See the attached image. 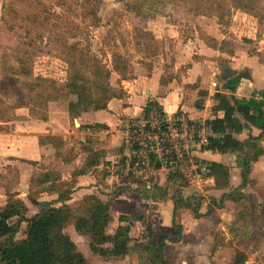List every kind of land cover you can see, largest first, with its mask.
Segmentation results:
<instances>
[{
    "label": "rangeland",
    "instance_id": "obj_1",
    "mask_svg": "<svg viewBox=\"0 0 264 264\" xmlns=\"http://www.w3.org/2000/svg\"><path fill=\"white\" fill-rule=\"evenodd\" d=\"M240 4L253 5L256 8L247 15L239 8ZM129 7L136 9L131 10ZM93 9L98 11L101 19L99 24H95V19L90 15ZM37 11L45 13V16L55 13L62 17L54 18L44 29L34 31L33 36L39 34L40 38L35 40L34 45L28 46L26 43L30 40L26 39L29 25L27 18L30 13ZM149 23L156 25L155 32L160 37L159 40L155 39L152 32L154 29H150ZM167 35H171L168 40H166ZM198 38L214 50L225 53L217 58L213 54L217 64L209 68L212 69V76L216 67L219 74L221 73L222 62L227 61L229 64L227 55H231L237 49H245L253 57H258L259 62L264 63V0H149L147 3L145 0H0V121H21L24 126H22L23 133L30 130L38 134L44 131L42 123L51 114L58 115L57 113L66 111L70 115L69 105L72 99L78 100V98L68 88L73 69L66 62V57L69 51L67 48H72L76 43H79V49H86L99 57L110 69H113L114 52L127 56L132 61L133 74V62H144L149 67V61L155 57L154 62L161 64L165 71L163 76L165 83L175 75L174 65L177 61V53L180 51L178 46L190 41L195 42ZM64 42H67L69 47L66 48ZM187 55L188 53L184 52V57ZM197 57L194 56V59ZM19 58L31 66L33 71L31 76L18 74L21 67ZM187 61H189L187 58H183L186 67L189 66ZM115 73H112L111 84L119 94L124 93L125 96L122 77L118 74L120 76L118 78ZM213 78L214 81L219 82L217 77L213 76ZM212 88L218 90L220 86ZM208 98L209 96H206L200 101L206 105ZM78 118L70 117L68 120L69 132L65 140L69 145L76 146L81 143L82 136L76 129L80 124ZM125 120L127 121L119 126L121 135L129 121L128 118ZM43 141L45 142L44 139ZM50 142L55 143L53 140ZM62 142L61 140L60 143ZM85 142L90 144L92 140L87 139ZM98 143L102 145L104 141L99 139ZM193 147L194 155L197 156L196 153L201 148ZM237 159L238 153H230L226 161L231 165V180L234 185H240L242 182V169L236 165ZM46 168L48 174L50 173L60 183L61 191L71 192V189H66L67 185L64 184L66 181L63 178H68L72 172L55 161L50 162L48 166L42 162L28 164L24 159L0 161V206L6 205L9 196L19 193L17 198L24 200L30 206L26 216L33 217L37 214L41 206L32 204L30 200L32 197H38L34 192L39 187L32 188L29 194L28 188L30 179L43 177ZM170 175H172L170 172L163 170L162 174L159 173L148 180L136 176L125 177L120 180V184H125L120 186L119 181H115L116 186L112 192H104L106 196L111 195L113 198L122 190L121 195L128 202L127 205H135V208L137 199L143 200V208L154 207L166 204L170 200L174 202V198H179L182 193L185 197H197L196 200L202 203V213L207 214L210 210L209 206H212L209 205V202L212 203L211 184L204 183L200 187L197 182L191 183L184 178L185 186L182 187L181 180L178 182L169 180ZM166 178L164 184L159 183ZM145 184L163 187L168 195L149 201L143 198L140 192ZM258 185L256 182L241 189L240 192L246 194L247 198L237 202L230 209L225 208L221 214L213 217L208 215L209 219L197 222L198 224L191 230L187 226H182L184 236L181 242L177 245L168 242L166 248L168 249L166 256L170 264H234L238 253L245 255L248 253L247 260L259 259L255 264H263L260 257L264 255V245L261 240L264 232V186ZM250 194L252 202L261 197L262 203L253 205ZM43 199H46V196ZM80 204V202L73 204L74 209L78 210ZM115 210L117 209L114 207L109 216L111 221L106 225V229L103 228L106 219L100 217L95 219L96 234H106L110 237L117 235L121 226L120 217L123 214L117 213V218L113 220L111 217L115 214ZM194 215L193 211L181 208L175 222L182 225L185 219L186 223L190 219L192 221ZM136 216L144 215L130 216L133 223L130 245L133 250L122 258L107 259L95 254L91 250L89 239L82 236L74 224H70L65 232L70 235L91 264H141L139 253L134 249L148 244L145 237L151 233L149 229L153 226L146 220L144 223L135 219ZM222 222L226 229L220 226ZM11 223L18 227L16 239L24 240L27 223L19 225L18 218L12 219ZM158 231L157 237L160 240L164 237L161 238L162 233H169L168 235L171 236L176 232L173 225L170 228H160ZM186 231L188 234L185 235ZM205 239L209 242L207 245L202 243ZM234 257L236 259L232 263Z\"/></svg>",
    "mask_w": 264,
    "mask_h": 264
},
{
    "label": "trees",
    "instance_id": "obj_2",
    "mask_svg": "<svg viewBox=\"0 0 264 264\" xmlns=\"http://www.w3.org/2000/svg\"><path fill=\"white\" fill-rule=\"evenodd\" d=\"M145 1L147 3L149 0ZM40 4L41 2H39ZM4 8L6 9V5ZM239 8L247 13H252L256 7L240 4ZM129 9L133 10L136 7H129ZM90 15L95 19V24H99L101 19L97 9H93ZM61 17L55 13H51L49 16H45V13L39 11L30 13L27 18L29 25L26 36L27 41L30 40V42L26 45L32 46L35 44V40L40 38L39 34L33 36L34 31L44 29L47 24L52 22V19H60ZM63 45L66 48L69 47L67 42H64ZM78 47L79 43H76L72 48H67L69 51L66 57V62L73 69L68 88L78 98L76 102H71L69 105L72 119L78 118L82 112L90 109H108V105L113 99L123 98L124 93L119 94L111 84L113 72L119 74L123 80L134 77L132 61L127 56L114 52L113 69H110L99 57ZM18 62L21 63L18 74L31 76L33 73L31 66L21 58L18 59ZM244 78H251L248 70L239 72L234 70L227 61L222 62L219 80L223 82L224 89L235 93ZM217 103L215 110L224 112V117L210 120L219 137L210 139L209 149L224 154L238 153L237 160L242 169L243 184L240 188L224 194L220 200L212 197V206H210L207 214L201 212L202 203L200 200H196L197 197H185L181 193L179 198H174L175 218L181 208H187L193 211L197 218H201L210 215L216 208H224L225 202L228 200L240 202L246 199L247 197L240 190L253 184L251 180L253 165L264 155V148L260 145V141L264 138V90L259 91L251 98L242 99L236 95L221 94L217 98ZM153 104L154 102H150L147 107ZM3 119L5 118L3 117ZM96 126L106 128L105 125L97 124ZM251 126L262 130L260 136L256 137L251 134L244 141L235 136L242 134ZM98 163L99 156L96 153H91L82 171L87 172L89 168ZM210 166L212 176L216 181V188H229L231 186L230 168L219 162H212ZM42 176L39 179H32L33 188L39 187L34 195L43 192L45 190L43 185L53 179L50 174ZM169 180L175 182L181 180L182 187L185 186L184 177L181 174H172ZM60 186V183L55 181L53 188L61 191ZM142 187L144 189L140 190L141 195L147 200L168 195L163 187H156V185L149 187L146 184ZM71 193L70 191H62L57 201L62 202V206L56 205L55 202H40L31 196L33 204L41 206V210L30 218L26 216L29 211L26 202L17 198L16 195L9 196L6 205L0 206V264H91L70 235L65 232L70 224H74L78 232L89 239L91 250L95 254L107 258H122L133 250L130 246L131 219L129 215H121V226L116 236L109 237L96 234L94 221L97 217L104 218L112 214L114 209L112 202H104L95 195H89L81 202L79 209L75 210L66 204ZM14 218H18L19 225L24 222L27 223L24 240L16 239L18 227L11 223ZM135 219L145 220L143 216H136ZM174 227L175 234L165 236L160 241L152 240V228L150 227L151 233L146 235L147 238L151 239L150 242L144 247L134 249L139 253L141 264H170L166 256L168 242L178 243L183 239L182 225L174 221ZM108 243L112 244V247H105ZM246 262L247 255L238 253L234 264H245Z\"/></svg>",
    "mask_w": 264,
    "mask_h": 264
},
{
    "label": "crops",
    "instance_id": "obj_3",
    "mask_svg": "<svg viewBox=\"0 0 264 264\" xmlns=\"http://www.w3.org/2000/svg\"><path fill=\"white\" fill-rule=\"evenodd\" d=\"M242 12L250 15L245 11ZM149 26L150 29H154L152 30V32L155 35V39L159 40L160 37L157 36V33L155 32L157 31V28H155L156 25H153V23H149ZM169 36L171 35H167L166 40L169 39ZM178 48L180 49V51L179 53H177V61L174 65L175 75H173V78L167 83H163V76L165 74V71L161 64L156 63V61L154 62L155 57H152L149 61V67L145 65L144 62H133L134 77L128 80H121L123 88L125 90V96L120 99H113L109 103L108 109H90L88 111L82 112V114L79 116L78 121H80V124L76 128L82 136L80 141L81 143L79 145L75 146L73 144L69 145L68 143H66L65 137H67V133L69 132V125L67 124L69 122L68 120L70 119V115L66 111H63L60 114L57 113L58 115L51 114L47 118V120H44L42 123L44 131L38 134H35L30 130H28V132L26 133H23L22 129L24 126L23 122L21 121H0V161L9 159H24V161L28 164L42 162L46 164V166H48L50 162L54 161L61 164V166L67 168V170H70L72 172V175H69L68 178H63V180L66 182H62L67 185L66 189H71L72 192L71 197L66 202V204L74 208L73 204H77L78 202L81 203V201H83L84 198L89 195H95L104 202L112 200L113 202H111L113 208L115 207L117 209L115 210V214H113V216L111 217L113 220L117 218V213L126 214L129 216H132L134 214L144 215L146 217H143L147 221V223L152 224L153 226L152 240L159 241L160 239H158L157 237V233H159L158 229L170 228L172 225L174 226L176 207L175 203L172 200L161 206H145L143 208V200L137 199L135 200L137 201L135 208V205H127L128 202H126L121 195L122 190L113 198L111 195L106 196L105 194V192H112V190L116 186L115 182H112L107 178L104 167L111 160H113L120 151L122 135L119 126L123 122H126L127 120L125 119L127 118L128 120H131L133 118L141 116L150 102H154L157 104L159 103L169 113L180 112L194 121L206 120L210 123V120H214L218 117H224V112L215 110V107L218 105L217 98L219 95H236L238 98L242 99L251 98L259 91L264 90V63L259 62L258 57H253L245 49H237L235 52H233V54L227 55L229 64L234 70L239 72L248 70L251 74V78H244L237 91L233 93L229 90L224 89L223 82L219 80L218 75H220L221 73L219 74L218 68L216 67L213 76L217 77L219 82L213 80L214 78L211 75L212 69H209L214 67V64H217L216 58L225 53L219 50H214L208 44H206V42L200 40V38H198L195 42L190 41V43L180 45L178 46ZM186 48L188 49L187 51ZM184 52L188 53L186 57H184ZM213 54L216 55V58L213 57ZM179 55H181V57ZM194 56L198 57L194 59ZM183 58H187L190 61H187V64H189L188 67H186V63L183 62ZM180 61H182V63H180ZM183 64L185 66H183ZM115 74L118 76V78H120L117 73ZM214 83H217L218 85L214 86ZM218 86H220V89L218 90L212 88ZM206 96H209V100L208 103L204 105L200 100ZM72 100V102L77 101L75 99ZM55 105L61 107L59 104ZM97 124L105 125L106 128H99L96 126ZM261 133V129L255 126H251V128L246 129L242 134L235 136L238 139L241 138L240 140L244 141L248 139L251 134L257 137L260 136ZM104 138L107 140H104ZM43 139L45 140V142L43 141ZM87 139L92 140V142L90 144L86 143L85 141ZM99 139H102V141H104L102 145H99ZM50 140H53L55 143H51ZM61 140L65 142V144L63 142L60 143ZM83 141L84 143H82ZM263 144L264 138L260 141V145L262 148H264ZM113 151H115V153ZM72 153L73 155L70 156V154ZM91 153H96L99 156V163L96 166L89 168L87 172H83L82 169L85 167ZM196 154L209 165L212 162H219L228 166L230 168V174H232L231 165L226 162L227 157L230 153H219L213 150H207L205 147H203V149L198 150ZM236 162V165L239 167L238 160H236ZM261 170L263 172H261ZM48 172L49 171L46 168L44 170V174H48ZM159 173L162 174L163 171H158L157 175ZM263 176L264 155L258 162L254 163L253 165V172L251 174L253 184H256L257 182V185L259 184L258 186H264ZM241 178L242 182L240 183V185H234V182L230 178L231 186L229 188L218 189L216 188V181L214 177H212L206 182L207 184H211L213 188L211 190V197L220 200L224 194H228L233 190L240 188L243 184L242 174ZM53 179H50L49 182H46L43 185L45 190L38 195L37 199L40 202H55L56 205L62 206V202H57L60 194H62V191L54 190V182L57 181L58 183V180ZM166 180L167 178L165 180L162 179L159 183L164 184ZM123 184H120L119 182L120 186H122ZM203 184H200V187H202ZM149 187L151 186L149 185ZM32 188L33 185L31 178L30 186L28 188V194L31 192ZM186 192H188V188H186ZM45 196L46 199H43ZM16 197H19V193L16 194ZM250 200L253 205H259L260 203H262L261 197L255 200V202L254 200L252 202L251 196ZM31 203L33 204L32 201ZM235 204H237L236 201L228 200L225 202L224 208H216L209 216L212 215L211 217H213L214 215H219L225 208L230 209ZM209 205H211L210 202ZM27 206L29 209L30 206L28 204ZM144 210L146 211L144 212ZM157 216H159L160 218H157ZM153 218L155 220H153ZM104 219H106V222L104 223L105 226L103 228L106 229V225L111 220L110 217H104ZM206 219H209L208 215H205L201 218H197L194 215V219H192V221L190 219L186 223L185 219L184 223H182V226H187L188 229L190 228L191 230L192 227H195L198 224L197 222H202ZM145 220L141 222L145 223ZM119 224H121V222ZM132 224L133 223L131 221L130 225L131 229L133 230ZM220 226H224L223 229H226V226L223 224V222ZM162 234L163 235H161V238L163 236H167L169 233ZM186 234H188V231L185 232V235ZM101 235L107 236L106 234ZM145 238V240H147V242L149 243L151 239L147 237ZM261 240L264 245V232ZM178 243L173 244L177 245ZM202 243L203 245H207L209 242L207 239H205V241H203ZM109 244L110 243L106 244L105 247L110 248L112 244ZM167 250L166 255L168 253ZM246 254L247 256H249L248 253ZM236 257L231 260L232 263L235 261ZM260 258L264 264V255ZM257 260L259 259L252 258L250 259V261L247 260L245 264H255L257 263Z\"/></svg>",
    "mask_w": 264,
    "mask_h": 264
},
{
    "label": "built area",
    "instance_id": "obj_4",
    "mask_svg": "<svg viewBox=\"0 0 264 264\" xmlns=\"http://www.w3.org/2000/svg\"><path fill=\"white\" fill-rule=\"evenodd\" d=\"M122 134L119 153L104 167L112 182L131 176L148 180L163 170L198 184L213 177L211 166L194 155L193 147L211 150L210 139L219 137L206 120L194 121L180 112L169 113L154 103L141 116L129 120Z\"/></svg>",
    "mask_w": 264,
    "mask_h": 264
}]
</instances>
